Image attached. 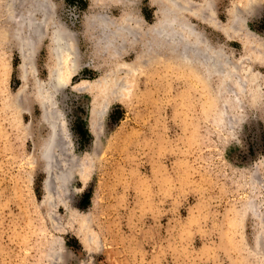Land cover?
I'll list each match as a JSON object with an SVG mask.
<instances>
[{
	"label": "rangeland",
	"instance_id": "rangeland-1",
	"mask_svg": "<svg viewBox=\"0 0 264 264\" xmlns=\"http://www.w3.org/2000/svg\"><path fill=\"white\" fill-rule=\"evenodd\" d=\"M52 1L77 37L75 71L55 67L49 41L23 66L0 4V264H264V98L225 113L229 97L199 63L168 50L155 59L143 48L91 51L89 0ZM174 3L211 46L250 57L264 77V0ZM170 5L134 8L151 26ZM54 69L65 81L58 92ZM44 106L65 128L52 177L41 158L51 136Z\"/></svg>",
	"mask_w": 264,
	"mask_h": 264
},
{
	"label": "bare ground",
	"instance_id": "bare-ground-1",
	"mask_svg": "<svg viewBox=\"0 0 264 264\" xmlns=\"http://www.w3.org/2000/svg\"><path fill=\"white\" fill-rule=\"evenodd\" d=\"M138 1L89 0L92 11L84 18L83 33L88 37L91 51L96 49L101 54L106 52L109 57L114 58L120 57L121 48L126 50L136 48L140 51L143 48L142 54L152 53L155 59L158 52L168 50L169 53L187 61V64L197 62L201 74L208 76V79L212 77L217 79L219 93L229 97V100L223 101L225 113L228 106L233 103L234 109L239 111L236 116L244 111V100L252 98L255 102L258 95L257 101L264 98L261 97L264 96V77L252 70V65L248 62L250 57L235 61L229 57L228 52L222 46H211L205 34L197 31L186 16L176 11L179 9V4L174 3L175 0L174 2L171 0V10L167 8L158 12L162 18L158 23L151 26L145 25L134 8ZM0 4L7 9H4L6 10L4 21L7 22L6 38L17 47L23 66H34V51L38 42L49 41V53L51 60L56 64L55 67L59 68L63 63L69 64L73 71L81 67L76 34L57 16L52 0H1ZM111 5L122 7L125 5L126 8L120 17L114 18L108 15L107 11ZM238 21H244L243 17L235 18L233 24H237ZM94 55L92 53V56ZM56 69L51 75L54 79H52L54 90L58 92L60 87L65 85V81L60 79V74L57 76ZM37 85H39L38 95L41 96L44 94L43 88L41 83ZM46 91L49 92L48 89ZM52 97V95L45 96L44 98L49 99V102L44 101V103H52L54 101ZM46 106H44V116L49 119L51 136L42 147L41 158L45 161L47 174L50 175L54 148L60 146L65 128L61 121L60 111H56L55 117L52 115L51 117L48 115ZM88 127L92 129L91 125ZM62 151L58 150L63 153ZM59 178L64 183L67 182V175L63 174Z\"/></svg>",
	"mask_w": 264,
	"mask_h": 264
}]
</instances>
